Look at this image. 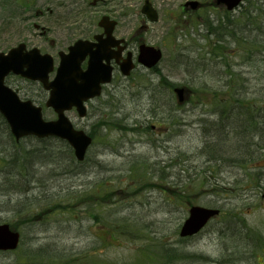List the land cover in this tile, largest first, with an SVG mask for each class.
Returning a JSON list of instances; mask_svg holds the SVG:
<instances>
[{
  "label": "rangeland",
  "instance_id": "obj_1",
  "mask_svg": "<svg viewBox=\"0 0 264 264\" xmlns=\"http://www.w3.org/2000/svg\"><path fill=\"white\" fill-rule=\"evenodd\" d=\"M93 1L0 0V53L26 43L58 65V52L91 38L112 11L119 35L147 23L140 38L163 51L154 71L115 75L86 119L67 114L95 137L83 164L59 140L16 144L0 120V223L21 235L0 264H264V52L209 34L207 23L227 25L214 0H150L157 23L140 13L145 0ZM187 1L203 8L184 9ZM18 80L44 103L37 85ZM175 87L187 89L183 103ZM240 105L260 118L250 130ZM44 116L56 118L49 109ZM189 205L222 214L181 239Z\"/></svg>",
  "mask_w": 264,
  "mask_h": 264
},
{
  "label": "water",
  "instance_id": "obj_2",
  "mask_svg": "<svg viewBox=\"0 0 264 264\" xmlns=\"http://www.w3.org/2000/svg\"><path fill=\"white\" fill-rule=\"evenodd\" d=\"M242 0H217L218 4H225L229 10L236 7ZM196 8L197 3H192ZM143 12L155 21L157 13L146 2ZM41 11L37 12V15ZM104 18L101 26L114 29L115 23ZM114 44H100L98 50L93 51V46L87 42H78L71 47L70 53H61V63L57 70L55 80L48 83V74L53 71V59L49 55H40L37 49L24 53L25 45L21 44L12 49L6 56L0 53V111L11 126L17 139L27 135L38 137L57 136L69 141L75 150L78 160H83L92 140L82 131H75L64 112L77 108L80 117L87 114L83 103L90 98L100 95V83L110 80L111 68L103 65V60H110L108 50ZM90 55L89 66L86 72L81 70V63ZM161 52L153 48L141 47L139 61L151 68L161 59ZM133 66L130 58L122 65V71L128 75ZM26 69V70H25ZM21 74L31 80H39L47 90H51L48 107H52L59 116V120L44 122L41 109L36 108L31 102H21L9 88L5 87L4 79L10 73ZM180 100H183V89H176ZM219 210L195 206L190 210V217L181 230V236L197 234L211 218L216 217ZM18 244V234L9 231L8 226L0 227V250L15 249Z\"/></svg>",
  "mask_w": 264,
  "mask_h": 264
},
{
  "label": "trees",
  "instance_id": "obj_3",
  "mask_svg": "<svg viewBox=\"0 0 264 264\" xmlns=\"http://www.w3.org/2000/svg\"><path fill=\"white\" fill-rule=\"evenodd\" d=\"M262 3V4H260ZM210 26L208 23L207 26ZM264 0H249L242 10L241 14L235 18H231V22L227 26H222V35L232 38L231 44H234L238 50L244 53L264 52ZM248 58H252L248 56ZM252 105L251 107H253ZM241 109L246 110L245 118L250 121L245 130H250L257 124L256 119L260 118L250 114L248 108L240 105ZM262 110V107L260 108ZM221 112L225 113L227 109L221 108ZM264 115L261 116V119ZM258 132L257 129H255ZM264 136V133H263ZM171 253V252H170ZM169 253V254H170Z\"/></svg>",
  "mask_w": 264,
  "mask_h": 264
},
{
  "label": "flooded vegetation",
  "instance_id": "obj_4",
  "mask_svg": "<svg viewBox=\"0 0 264 264\" xmlns=\"http://www.w3.org/2000/svg\"><path fill=\"white\" fill-rule=\"evenodd\" d=\"M113 1H117V2H119V3H121V1H123V0H113ZM131 1V0H130ZM108 1L107 0H100V2H98V3H101V4H106ZM118 5V4H117ZM201 6H200V8L199 9H202L203 8V5L202 4H200ZM116 7V6H115ZM216 8L217 9H219V8H221V9H223V7L222 6H217L216 5ZM130 10V9H129ZM129 10L128 11H126V16L128 17V15H130V12H129ZM115 13H116V11H112V12H110V17L112 18V19H114L116 22H117V24H116V27H115V29H114V35H115V37H117V38H119V39H124L126 42H124V47H127V49H126V51L123 53V57H125V55L127 54V53H129V52H131V53H134L135 54V51H134V44L135 45H139V44H141V43H146L142 38H140V36H139V33L140 32H143V31H145V30H147L148 28H146V27H142L140 30H138V32L139 33H137L136 35L133 33V28H132V25H131V23L129 24V31L127 32V34H126V37H124V36H122V35H119V33H117V29L119 28V22L116 20V17H114L115 16ZM103 33V30L102 29H98V32L97 33H95L94 35H97V34H102ZM94 37V36H93ZM91 38V39H89V40H93L94 38ZM113 63V65H114V68H115V72L117 71V69H118V66L116 65V63L113 61L112 62ZM11 86L12 87H14L16 90H18V91H21L20 90V88H19V85L17 84V82H11Z\"/></svg>",
  "mask_w": 264,
  "mask_h": 264
}]
</instances>
